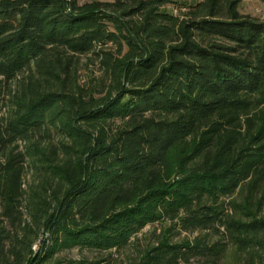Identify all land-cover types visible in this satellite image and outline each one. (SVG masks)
<instances>
[{
  "label": "trees",
  "instance_id": "obj_1",
  "mask_svg": "<svg viewBox=\"0 0 264 264\" xmlns=\"http://www.w3.org/2000/svg\"><path fill=\"white\" fill-rule=\"evenodd\" d=\"M242 1L0 0V264H113L166 221L194 237L129 264H264V19Z\"/></svg>",
  "mask_w": 264,
  "mask_h": 264
},
{
  "label": "rangeland",
  "instance_id": "obj_2",
  "mask_svg": "<svg viewBox=\"0 0 264 264\" xmlns=\"http://www.w3.org/2000/svg\"><path fill=\"white\" fill-rule=\"evenodd\" d=\"M93 0H78L79 3L89 2ZM101 1H112V0H101ZM200 0H172L170 4L166 6V8L175 14H179L180 10H185V6L189 4H193ZM240 11L243 14H248L254 17H257L261 20L264 19V0H243L240 4ZM84 63L86 62V58L82 60ZM88 70L84 67L81 71V80L84 82L87 78ZM4 110L0 112L2 115ZM25 188H27L28 182L31 181V173H28L26 178ZM262 199V209L261 214L264 216V187L259 190L256 194V201ZM171 222L166 221L159 224L147 225L144 229H142L134 238H132L131 243L124 249L120 251H115L113 254V264H129L131 261L137 259L142 254L143 250L148 246L156 245L157 241L164 237L166 234H169L171 240L174 242H178L187 238L192 239L194 234L179 231V229H175L172 231V234L169 233ZM219 237H215L214 240H217ZM38 248V247H37ZM66 256L72 258H78L81 256V253L78 252L77 249H74L70 252L63 253ZM86 256L94 257L97 256L95 253L84 252ZM102 256V255H100ZM107 256V254H104ZM246 256L243 253H239L235 247L229 245L223 257L220 259L218 264H245ZM187 264H210L205 259L201 258H192Z\"/></svg>",
  "mask_w": 264,
  "mask_h": 264
}]
</instances>
